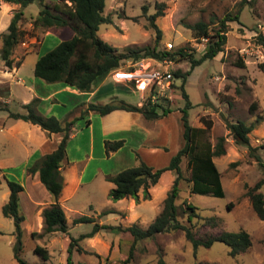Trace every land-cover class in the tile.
I'll return each instance as SVG.
<instances>
[{
	"label": "rangeland",
	"instance_id": "1",
	"mask_svg": "<svg viewBox=\"0 0 264 264\" xmlns=\"http://www.w3.org/2000/svg\"><path fill=\"white\" fill-rule=\"evenodd\" d=\"M4 1L0 0V32L6 30L14 11L21 8L24 13L19 26L25 30V34L16 44L12 55V69L14 64L22 62L18 71L10 70V74H3V69L7 68L0 57V264H22L14 253L16 240L13 218L5 216L1 209L9 193L7 179L20 181L26 185L25 190L37 195L28 167L48 150L41 153L38 149L40 153L32 155L37 139L46 136L40 127L35 128L38 133L29 136L27 129L11 133L1 128L2 122L9 119L4 106L7 104L11 108L21 109L22 97L28 90L26 79L35 76L34 63L38 55L52 48L59 39L52 33H44L47 29L41 24L32 25V17L40 8L37 1L24 6L12 2L7 5ZM158 10L162 14L156 16L155 21L162 35L157 47L170 51L185 47L194 57L201 55L206 39L193 36L189 27L191 23L200 19L214 26L226 13L238 14L239 19L227 21L223 48L212 58H206L193 66L184 82L192 103L187 109L189 122L203 126L204 119H211L207 134L213 145L220 136L224 137V153L213 156V160L220 170L225 194L215 196L191 192L187 157H184L176 203L183 205V200L187 199L196 205L198 214L192 216L191 220L187 218L185 208H181L178 215L181 222L193 228L196 236L206 237L221 230L237 231L244 228L251 235V245L233 256L228 253L229 245L216 239L209 246H199L194 253L183 230L169 229L138 239L129 254L133 236L128 230L102 227L92 236L78 238L81 233L90 231L95 222L122 226L135 223L145 228L161 210L163 199L176 175L174 171H163L159 180L148 188L149 197L144 198L140 190L136 201L133 197L110 198L108 192L113 183L104 177L101 170L114 173L136 164L139 158L135 154L137 145L140 157L154 167L167 164L181 147L184 139L179 107L184 105L185 100L180 88L182 78L172 77L175 85L171 83L172 89L167 100L171 110L156 119L143 116V122L152 134L147 136L143 129L135 130L130 136V142L136 144L134 147L126 145L116 152L101 154L103 148L98 143L99 122L95 121L91 157L80 173L84 158H87L86 153H89V140L87 132L81 134L80 131L76 135L78 137H73L68 146L73 164L70 162L61 171L62 190L69 196L62 201L66 208L67 231L47 232L44 229L43 209L51 202L31 212L27 200L23 196L19 198L20 211L28 218L29 224V228L24 227L22 233L20 256L29 264H66L71 237H77L71 244V264H159L160 257L166 264H264V219L257 216L246 194L247 187L264 176V171L249 153L247 145L240 141V136L227 127V122L243 120L250 123L258 119L248 135L250 143L257 146L256 152L260 153L264 161V43L258 38L260 32L264 34V0H106L103 13L109 14L112 20L101 23L98 34L118 49L127 45H152L156 31L149 17ZM42 34L44 36L40 38ZM40 39L43 42L39 46ZM141 60L145 64L150 62L152 66H157V61H163L151 57ZM165 60L169 62V59ZM132 61L131 57L125 58L121 66ZM240 61L244 64L241 65ZM169 67L173 72L176 68L187 70L191 65L188 58H181L170 60ZM131 95L140 98L138 91ZM6 96L9 97L8 102ZM60 96L73 108L80 98L77 94L69 96L59 93ZM48 101L45 100L46 103ZM59 110L53 109L46 115L61 114ZM96 169L98 172L95 175ZM79 174H83L81 183L78 181ZM260 190L264 192V183ZM228 203H231L230 206ZM105 210L109 211L103 212ZM79 214L90 215L93 220L74 222ZM207 216L218 217L219 223L209 224L205 220ZM35 245L46 249L47 258L34 251Z\"/></svg>",
	"mask_w": 264,
	"mask_h": 264
},
{
	"label": "trees",
	"instance_id": "2",
	"mask_svg": "<svg viewBox=\"0 0 264 264\" xmlns=\"http://www.w3.org/2000/svg\"><path fill=\"white\" fill-rule=\"evenodd\" d=\"M5 1L19 3L21 6L27 5L32 1H37L40 8L38 13L32 17L33 26L41 24L47 30L53 27L65 28L71 33L69 37L61 38L57 44L45 53L38 55L34 63V74L36 76L47 82L62 81L80 91H90L98 85V89L92 98L81 101L74 106L73 112L75 110L76 112L73 115L66 114L60 118L54 114L46 115L40 112L37 108L38 97L27 102H22L20 104V110L11 108L7 104L4 106L8 110L9 117L27 120L30 123L40 126L49 133H63L53 150L39 156L28 167L29 173H38L40 181L51 195V203L43 209L44 229L47 232L53 230H68L66 215L59 203V197L61 196L63 187V177L60 167L67 160V141L72 132V126H74L78 119L83 118L86 123H89L90 118L88 116L91 110L105 114L115 108H123L140 112L147 119L162 117L171 110L168 102L158 101L152 103L145 94L144 96H140L138 101L134 102L135 98H133L131 93L138 90L129 80L111 79L112 82L118 83L121 93H126L125 96L127 98L113 95L106 101H99L100 92H104L102 81L109 74L110 70L121 66L122 60L130 57L133 61H138L146 57H151L156 60L169 59L175 61L181 58H188L191 65L189 69L181 70L180 68H176L172 72L173 78H182L180 88L182 97L185 100L184 105L179 107L184 139L181 147L170 157L167 164L160 167H154L152 164L143 160L138 150H135V154L139 156L136 164L106 175V178L113 183V186L108 192L110 198L116 200L123 197H133L137 201L140 190H142L144 198L149 197L148 188L159 180L163 171L167 169L174 171L176 175L163 199L161 210L145 228L135 223L122 226L120 224L113 225L95 222L90 231L81 233L78 238L92 236L102 227H115L117 229L128 230L133 236L129 253L131 254L132 248L138 239L153 236L157 232L164 230L181 229L187 240L191 242L194 253H196L199 246H209L216 239L229 245L228 253L230 255L234 256L239 252L245 251L252 243L248 230L244 228H240L237 231L221 230L217 234L198 237L191 226L178 219L180 209L185 208L187 212L186 216L191 220L192 216L198 214L195 211L196 205L187 199L183 200V205L176 203L180 188L179 180L182 176L181 163L184 157H187L191 192L210 193L215 196H224L225 194L221 182L220 170L213 160V156L224 153V137L220 136L218 141L213 145L207 134L211 126V119H204L205 123L203 126L193 125L189 122L187 109L192 106V103L184 88V82L186 75L193 66L201 63L206 58H212L223 48V44L226 42V31L228 29L227 21L239 19L238 14L226 13L219 19L218 24L214 26L200 19L191 23L189 27L193 31V36L199 39H206L201 55L194 57L185 47H178L174 51L157 47L162 30L156 23L155 18L162 14L161 10L155 11L149 17L151 26L156 31L155 40L152 45H127L123 49H118L98 34L100 24L103 22H111L112 20L109 14L103 13L106 0ZM23 13L21 8L15 10L6 30L0 32L2 39L0 57L7 69H11L14 61L12 56L14 48L23 39L25 34V30L19 26V20L23 16ZM258 38L264 43V34L260 32ZM240 62L241 65L244 64L243 61ZM171 83L175 85L173 80ZM109 92L111 90H108L107 87L105 94ZM257 121L258 119L246 123L243 120H237L235 122H227V127L240 136V141L247 145L249 153L255 157L264 171V161L260 153L256 152L257 146L250 143L248 135ZM123 144V138L105 139V153L110 154L111 151L117 150ZM263 183L264 176L260 177L253 185L248 186L246 189V194L249 197L253 210L262 219H264V192L260 190V187ZM7 185L9 187V193L7 200L2 204V213L5 216L12 217L14 221L13 232L15 233L16 240L14 246L15 256L22 264H29L20 256L22 233L24 230L22 224L24 215L20 211L19 193L23 190V184L15 179H7ZM230 204L228 203V206ZM108 211L105 210L103 212ZM92 220L93 218L87 214H79L74 218V222ZM205 220L212 225L219 223V218L216 216H207ZM75 240H77V237H71L66 264H71V244ZM33 249L44 258H47L48 253L42 246L35 245ZM158 262L159 264H166L162 257L158 259Z\"/></svg>",
	"mask_w": 264,
	"mask_h": 264
},
{
	"label": "crops",
	"instance_id": "3",
	"mask_svg": "<svg viewBox=\"0 0 264 264\" xmlns=\"http://www.w3.org/2000/svg\"><path fill=\"white\" fill-rule=\"evenodd\" d=\"M5 4L9 5L8 1H4ZM13 3V2H12ZM44 33H52L55 36H57V38L60 40L61 38H66L69 37L71 35V33L65 29V28H50L49 30H45ZM43 33V34H44ZM41 35L40 38H42ZM43 40L40 39L38 41V44L40 46V44H42ZM58 43V42H57ZM38 46V45H37ZM40 55V54H39ZM21 61L19 64H14L13 69H3V74H10V70L11 71H18L21 65ZM111 79H113L111 77L110 74H107V76H105V78L102 81V84L104 87V92H100V98L98 99L99 101L103 102L108 100L111 96L113 95H117V96H124L127 98V96H125L126 93H121L120 91V86L118 85V83L112 82ZM43 79H40V77L38 76H34V77H28L26 79V86L28 88L27 90V94L25 96L22 97V101L23 102H27L30 101L31 99L38 97L39 101L37 104V108L40 112H42L43 114H47L48 111H53V109H57L59 108V112L61 114H54L57 117H62L64 115H73L76 110L73 112V105L70 106L69 103H66L61 96L59 97V93H64L65 95H69V96H73V94H77V96H80L79 98V102L84 101V100H88L90 98H92V96L95 94L96 90L98 89V85L95 86L92 90L90 91H80L79 89L70 86L62 81H54V82H48V83H43L44 81H42ZM47 82V81H45ZM108 87V90H111V92L106 93V88ZM110 87V88H109ZM113 91V92H112ZM140 93V91H139ZM102 94V95H101ZM139 95V94H138ZM140 96L141 93H140ZM139 96V97H140ZM66 97V96H65ZM8 96H6V101L8 102ZM45 100H49L48 103L45 102ZM139 98H135V101H138ZM77 102V103H79ZM76 103V104H77ZM66 110V111H65ZM62 115V116H61ZM90 118V122L86 123L85 119L81 118L78 119L74 126H72V132L70 134V137L67 141V146H66V151H67V160L66 162L61 165L60 169L61 171L69 164H73V156H71V154L68 151V146L71 143V141L73 140V137H75L77 134L80 133L84 134L87 132L88 135V140H89V153H86V159L84 158V162H83V167L80 170V173L84 170L85 168V163L86 161L91 157L90 156V152H91V148H93V144H94V122L98 121L99 122V145L103 148V150L101 151V154L104 153L105 154V150H104V140L108 139L109 137H112V139L114 138H123L124 139V144L121 146L122 148L126 145H131V147H134V145L136 144H132L130 142V136H133L135 130L138 129H143L145 134L147 136H151V132L149 131V127L147 128L143 122V115L140 112L137 111H133V110H127V109H123V108H115L105 114H100L97 111L91 110L90 114L88 116ZM29 124V125H28ZM40 127L36 124L30 123L27 120L21 119V118H12L9 117L8 121H3L2 122V127L1 128H5L8 131H10L11 133H14V131L19 130V129H27V135H33L34 133H38V131H36L35 128ZM41 128V127H40ZM42 129V128H41ZM44 131L43 134L46 135L45 138L43 136V138H38L37 139V144L36 146L33 147L32 150V155L38 154V153H43V151H51L52 149H54L58 143V141L60 140V138L62 137V132H53V133H49L48 131H46L45 129H42ZM81 136V135H80ZM83 136V135H82ZM78 137V136H76ZM84 137V136H83ZM150 138V137H149ZM149 138H145V139H149ZM83 139V138H81ZM110 139V138H109ZM142 141V144L144 142V140ZM138 146V145H137ZM136 146V150H139V148ZM120 147V148H121ZM38 149H40V152H38ZM42 149V150H41ZM119 149V148H118ZM29 151V150H28ZM93 151V149H92ZM104 151V152H103ZM116 152V151H114ZM113 153V152H110ZM103 154V157H104ZM81 161V160H79ZM71 162V163H70ZM102 174L104 175V177L106 178V175L108 173H113V172H106L104 170H101ZM98 170L96 169L95 171V175L97 174ZM62 173V172H61ZM30 175H32V186L36 188V192L37 195L33 194L30 190H25L26 185H23V190L20 191V198H23L25 200H27L31 212H35V209L38 208L39 206H46L48 203L51 202V195L49 193V191L47 190V188L44 186V184L40 181L39 177H38V173L34 172V173H29ZM83 174H79L78 176V181L79 183H81L83 181L82 179ZM65 190L63 189L61 192V196L59 197V203L61 204V206L63 207L64 211H65V205L63 204V200H67L69 198V196L66 194V192H64ZM42 197H39V196ZM27 219L24 215V220L22 222L23 227H27L29 228V224L27 222ZM33 232V229H30V232Z\"/></svg>",
	"mask_w": 264,
	"mask_h": 264
},
{
	"label": "built area",
	"instance_id": "4",
	"mask_svg": "<svg viewBox=\"0 0 264 264\" xmlns=\"http://www.w3.org/2000/svg\"><path fill=\"white\" fill-rule=\"evenodd\" d=\"M163 61H157V66H152L150 62L145 64L144 60L132 61L126 66L110 70L109 74L115 80L132 82L141 95L145 94L152 103L164 102V99H169L173 73L169 67L170 60Z\"/></svg>",
	"mask_w": 264,
	"mask_h": 264
},
{
	"label": "water",
	"instance_id": "5",
	"mask_svg": "<svg viewBox=\"0 0 264 264\" xmlns=\"http://www.w3.org/2000/svg\"><path fill=\"white\" fill-rule=\"evenodd\" d=\"M165 102H167V99H164Z\"/></svg>",
	"mask_w": 264,
	"mask_h": 264
}]
</instances>
